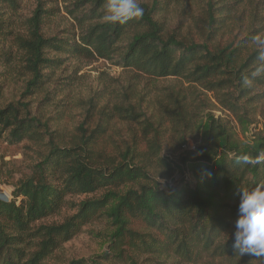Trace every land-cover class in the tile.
<instances>
[{"label": "trees", "instance_id": "1", "mask_svg": "<svg viewBox=\"0 0 264 264\" xmlns=\"http://www.w3.org/2000/svg\"><path fill=\"white\" fill-rule=\"evenodd\" d=\"M0 3L19 10L17 0ZM103 3L74 0L72 7H67L84 29L79 41L46 37L42 26L50 11L36 8L27 23L28 34L17 40L24 68L30 74L24 97L52 81L46 70L63 63L61 58L48 56L53 50L104 60L117 58L116 64L140 75L183 78L214 92L222 107L240 122L251 121L250 117L257 114L256 106L264 100V62L257 57L264 49H259L252 38L264 37L262 14L253 15V24L245 35L223 45L215 40L238 8L237 1L205 0L201 23L206 36L201 43L181 38L177 32L167 34L156 18L157 10L163 8L158 0L152 5L140 3L143 16L123 24L102 20ZM3 25L0 19V35L6 33ZM1 88L0 136L6 134L11 144L44 142L49 131L47 123L29 116L28 103L1 105ZM169 103L179 107L181 99L173 98ZM137 108L115 104L102 114L110 121L119 117L143 126L144 137L136 136L124 146H117L116 151L108 152L98 143L109 121L88 135L79 127L83 133L70 145L60 146L53 139L46 143L47 152L33 167L31 176L17 186L14 198L0 201V264H44L92 221L101 218L114 228L109 243L114 260L120 264H163L162 258L199 264L204 256L264 259L240 256L232 238L241 188L264 182V162L243 164L240 157L255 159L264 151V136L253 148L241 147L233 129L212 118L202 143L181 155L176 163L161 155L159 129ZM177 111L165 109L171 117L181 116ZM177 120L183 122L182 117ZM95 133L97 136H93ZM180 165L195 177L196 184L182 181L176 188L161 189L155 177L171 178ZM90 194L100 195L78 203L70 201L72 196ZM69 205L73 213L61 222L46 223ZM138 222L147 230L136 228Z\"/></svg>", "mask_w": 264, "mask_h": 264}, {"label": "rangeland", "instance_id": "2", "mask_svg": "<svg viewBox=\"0 0 264 264\" xmlns=\"http://www.w3.org/2000/svg\"><path fill=\"white\" fill-rule=\"evenodd\" d=\"M17 1L20 5L18 11L0 3V19L4 20L3 31L6 32L0 35L1 105L11 102L28 103L29 116L47 123L49 131L46 140L40 143L25 140L20 144H11L5 138L6 134L0 136V190L6 192L10 200L14 198L17 186L30 177L33 167L41 162L49 148L46 143L51 139L60 146H67L83 133L79 127H83L88 135L98 125L103 127L107 121L110 122L109 126L98 143L103 148L106 147L108 152L116 151L117 146H124L136 136L144 137L140 123L124 121L119 117L110 121L111 118L107 119L102 115L115 104H133L137 109L140 108L159 129L161 155L176 163L181 155L194 151L202 143L204 130L212 118L232 128L234 139L241 147L253 148L264 136V100L256 106L257 114L250 117L251 121L240 122L233 113L222 107L214 92L176 76L161 78L140 75L134 69H125L116 64L117 58L104 60L49 50V57L61 58L63 63L46 70L51 73L52 81L44 89L24 97L23 92L30 74L24 68V55L17 40L19 36L28 34L27 23L36 8L50 11L42 26L46 37L79 41L84 29L67 8L72 7L74 0ZM158 1V5L163 8L157 10L159 15L156 18L164 24L167 34L177 32L181 38L199 43L203 41L206 35H203L201 17L204 15L205 0ZM228 1H237L238 8L215 40V43L223 45L245 35L253 24L255 13L264 16V0ZM138 2L152 5L153 0ZM173 98L181 99V106L171 105L169 101ZM166 108L178 110L181 116H169L165 112ZM178 117H182L183 122L177 123ZM93 136H97V133ZM155 178L164 190L176 188L182 181L191 184H196L197 181L183 165L177 168L171 178ZM99 195L72 196L70 201L78 203ZM73 212L69 205L61 215L49 218L46 223L61 222ZM136 228L147 230L141 222L136 224ZM113 230L107 219H96L44 264H70L73 261H82L83 264H120L114 260L115 252L109 243ZM161 261L163 264H189L176 263L173 258H162ZM199 264H264V259L238 260L204 256Z\"/></svg>", "mask_w": 264, "mask_h": 264}, {"label": "clouds", "instance_id": "3", "mask_svg": "<svg viewBox=\"0 0 264 264\" xmlns=\"http://www.w3.org/2000/svg\"><path fill=\"white\" fill-rule=\"evenodd\" d=\"M102 20L105 23H126L143 16L144 9L138 0H104ZM253 42L259 49H264V37L253 36ZM257 59L264 62V50ZM254 73V75L258 74ZM245 79V83H247ZM243 164H259L264 162V151L255 159L249 155L240 157ZM233 247L240 256L249 255L264 257V182L252 188H241L238 206V218L232 234Z\"/></svg>", "mask_w": 264, "mask_h": 264}, {"label": "water", "instance_id": "4", "mask_svg": "<svg viewBox=\"0 0 264 264\" xmlns=\"http://www.w3.org/2000/svg\"><path fill=\"white\" fill-rule=\"evenodd\" d=\"M10 200V198L8 197V195L6 194V192H2L1 190H0V201H9Z\"/></svg>", "mask_w": 264, "mask_h": 264}]
</instances>
